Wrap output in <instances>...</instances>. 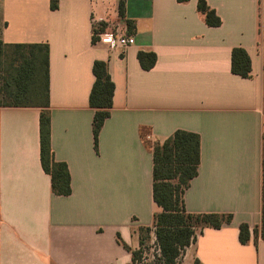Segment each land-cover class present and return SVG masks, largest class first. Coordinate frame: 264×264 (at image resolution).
Instances as JSON below:
<instances>
[{
  "label": "crops",
  "instance_id": "1",
  "mask_svg": "<svg viewBox=\"0 0 264 264\" xmlns=\"http://www.w3.org/2000/svg\"><path fill=\"white\" fill-rule=\"evenodd\" d=\"M54 1L0 0V40L49 47L52 150L68 165L72 193L54 194L42 167L41 109L0 107V264H134L138 230L160 211L150 146L178 130L201 138L187 211L233 216L205 229L184 264H264L253 231L262 221L264 0H207L219 27L207 25L198 0H127L125 19L120 0ZM95 21L135 44L122 51L95 42ZM235 48L251 58L249 78L232 72ZM140 52L156 55L150 70ZM97 60L115 84L98 150L89 102Z\"/></svg>",
  "mask_w": 264,
  "mask_h": 264
},
{
  "label": "trees",
  "instance_id": "2",
  "mask_svg": "<svg viewBox=\"0 0 264 264\" xmlns=\"http://www.w3.org/2000/svg\"><path fill=\"white\" fill-rule=\"evenodd\" d=\"M190 0H178L187 3ZM127 0L119 2V16L126 18ZM57 7V1L53 2ZM197 8L210 27H219L222 20L207 0H198ZM130 30L135 27L126 21ZM104 25V24H103ZM104 28L102 29V31ZM94 36V41L97 42ZM139 60L145 70L156 62L153 53L140 52ZM252 62L242 48L232 51V72L249 78ZM94 85L90 94V107L95 110L93 133L95 149L98 150L99 134L105 121L111 116L115 84L105 61L94 63ZM0 107H37L40 114L41 163L51 177L52 191L59 196L72 193L71 175L68 165L55 159L51 143V112L49 86V47L44 44L8 45L0 40ZM153 152V198L160 208L151 227L139 228L140 246H144L154 232L161 249L160 264H175L182 251L194 245L207 228L221 229L231 224L233 216L223 213H190L185 206V194L199 172L201 163V138L199 134L178 130L163 143L150 146ZM262 221L253 229L255 235L264 240V161H263ZM239 240L246 245L251 240L249 225L240 227ZM119 242L121 238L119 237ZM126 249L130 248L124 243ZM140 252L133 251V262ZM198 264V262H196Z\"/></svg>",
  "mask_w": 264,
  "mask_h": 264
},
{
  "label": "built area",
  "instance_id": "3",
  "mask_svg": "<svg viewBox=\"0 0 264 264\" xmlns=\"http://www.w3.org/2000/svg\"><path fill=\"white\" fill-rule=\"evenodd\" d=\"M102 22L95 21L94 23V36L98 41L106 44L111 50L125 51L129 47L135 44V37L133 35L121 34L117 32H107ZM192 246V245H191ZM186 248L182 251L181 255L175 261V264H184ZM138 251L140 252L139 258L136 260V264H160L162 253L158 244L157 238L151 233L150 242L144 246H140Z\"/></svg>",
  "mask_w": 264,
  "mask_h": 264
},
{
  "label": "rangeland",
  "instance_id": "4",
  "mask_svg": "<svg viewBox=\"0 0 264 264\" xmlns=\"http://www.w3.org/2000/svg\"><path fill=\"white\" fill-rule=\"evenodd\" d=\"M150 242V240L148 241V243Z\"/></svg>",
  "mask_w": 264,
  "mask_h": 264
}]
</instances>
